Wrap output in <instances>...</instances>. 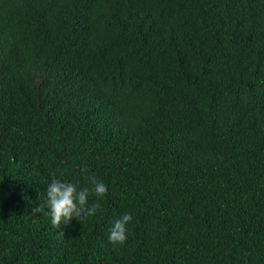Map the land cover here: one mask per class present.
I'll return each mask as SVG.
<instances>
[{"label":"trees","instance_id":"16d2710c","mask_svg":"<svg viewBox=\"0 0 264 264\" xmlns=\"http://www.w3.org/2000/svg\"><path fill=\"white\" fill-rule=\"evenodd\" d=\"M0 264H264V0H0Z\"/></svg>","mask_w":264,"mask_h":264}]
</instances>
